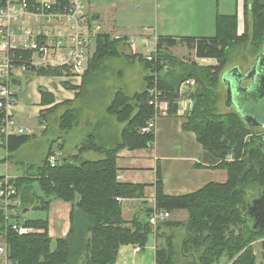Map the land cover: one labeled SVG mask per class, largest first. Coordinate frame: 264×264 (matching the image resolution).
<instances>
[{"label":"trees","instance_id":"16d2710c","mask_svg":"<svg viewBox=\"0 0 264 264\" xmlns=\"http://www.w3.org/2000/svg\"><path fill=\"white\" fill-rule=\"evenodd\" d=\"M5 2L0 0V7ZM27 2L28 11L33 12L36 1ZM68 5L69 0H55L52 7L62 10ZM243 14L245 28L240 35L237 33V14L234 13L216 15L214 36H158L153 51L157 60L155 65L140 54L119 52V39H111L104 33L95 36V51L75 98L79 97L87 75L108 57L139 61L144 69V87L131 95L116 90L106 105L105 114L124 125L119 140L113 146H100L89 138L75 155L61 158L51 166L47 158L53 151L52 142L41 164L29 165L35 169L34 173L13 178L21 202L17 216L36 209L47 212L50 201L55 198L69 201L71 210L67 234L54 240L48 234L47 217L25 219L24 224L35 227L37 231L20 235L5 231L0 214V234L5 235L11 264H112L121 245L143 249L151 233L163 240L156 246L154 264H254L257 260L258 264H264V252L257 258L252 247L256 240L264 237V230L251 231L246 221L249 198L264 187V130L259 132L251 128L234 110L224 113L218 110V86L230 63L233 48L247 44L255 55L264 44V0H246ZM178 43L193 49L197 57L215 58L217 64L204 66L194 61L184 62L169 50ZM14 53L25 59L32 55L31 50L23 49H16ZM32 75H62V68L31 67L23 76L26 79ZM189 78L196 82L189 95L193 106L181 127L195 133L203 150L212 156L213 166L227 170V179L223 183L209 182L188 194L167 195L162 189V173L158 164L153 183L154 208L146 210L145 219L135 217L127 222L122 216L121 201L116 198H141L144 184L117 180L116 153L125 147L151 146L154 132L140 131L154 114L153 106L148 103L149 88L155 84L162 98L168 101V113L174 114L176 100L180 97L179 86ZM17 79L12 78L13 85H21ZM64 85L73 88L66 83ZM39 92L42 104L53 101L43 88H39ZM72 101L64 100L41 110L39 120L47 118L60 106L71 105ZM57 124L60 132L70 131L76 124L75 109H65ZM30 137L26 134L9 135L5 147L9 152L14 151ZM87 151H94L100 157L82 159V154ZM194 166L202 165L195 163ZM181 209L188 213L186 221L165 219L154 226L149 222L153 211L170 213ZM178 227L185 230V237L179 251H176L174 236L166 231ZM180 258H186L185 263L178 262Z\"/></svg>","mask_w":264,"mask_h":264},{"label":"crops","instance_id":"0c3cea01","mask_svg":"<svg viewBox=\"0 0 264 264\" xmlns=\"http://www.w3.org/2000/svg\"><path fill=\"white\" fill-rule=\"evenodd\" d=\"M35 1L54 2L55 0ZM81 1L85 5L86 12L90 16H93V21L100 26L101 33L109 35L111 39L120 40L119 44L117 45V49L123 54L137 53L144 56L145 54L154 51L156 38L158 36H214L216 30L215 18L217 14L230 15L236 12L238 35L242 34L245 28L243 4L246 2V0ZM33 27H38L40 31H44V28H51L52 25L45 21L43 15H39L36 20L33 17V12H29V15H27L21 21V23L17 26V30H15V49L23 48L24 41L22 35L24 30H22V28L33 29ZM141 29L142 32L139 33L138 31ZM30 31L33 32V30ZM132 34H137L136 36L139 38L134 37ZM131 37L135 39L134 47L130 42ZM151 37L153 38L154 42L153 48L149 49V43L146 40ZM138 39L143 43V45H145V52L137 49ZM95 47V38L92 37L89 47V49L92 51L91 53L95 51ZM169 50L175 56L179 55L180 57H177L184 62L194 61L198 65L204 66L217 64L215 58L197 57L195 55V51L188 48L184 43H178L175 46L170 47ZM259 52L260 50L253 56L252 61L245 68H242L243 65L240 63L235 62L230 63L224 72L227 70L231 71L232 68H236L239 69L241 73H244L245 70L249 68V65L253 63ZM182 55H187L190 60L182 58ZM128 61L133 62V64L137 62L141 65V63L136 59L133 61ZM103 62H105V60H103ZM100 65L101 64H99L97 69H99ZM143 73L144 69L142 68L139 71V77L142 81L140 90H142L144 87V82L142 79ZM119 75L123 76V72ZM19 76L20 75H17V78H19L17 80H19L21 85L19 84L17 86L12 84L13 90L16 94V100L15 103L9 108V113L15 118L19 125L25 128L24 134L31 136L28 141L33 139V142H37L43 139L44 136L49 133V122L52 120L55 121L54 119L58 120L60 114L64 112L65 109L70 108L73 102H75V94L78 91V86L80 85L82 78H69L62 75H32L25 79L24 76ZM106 77L107 76L105 74V78ZM222 77L221 82L224 84L225 96L224 98L219 99L220 102L218 107L223 104L225 108H231L240 115H244L241 110L228 103V94H226L227 79L222 80ZM226 77L229 78V76ZM243 77L250 80V83L253 82V80L248 78V76ZM65 83L73 86V88L65 87ZM244 83L246 82L242 83V87L246 86L243 85ZM247 86H249V84ZM39 88L46 90L48 93L47 97H52L53 101L42 104ZM64 100L73 101L71 105L60 106L56 112L51 114V121H49V115L47 118L41 119V121L43 120V123L39 120V113L41 110H45L46 108L54 104L61 103ZM192 106V98H190L186 93H181L176 102V112L174 114L168 113L167 115L160 116L156 119V124L153 131L154 140L151 146L136 149H128L125 147L117 151V180L124 183L144 184L143 197L121 198L122 216L127 222L135 217L139 219H145L146 210L148 208H154L155 188L153 183L155 181V171L158 164L160 165L162 173V189L167 195L188 194L202 188L209 182L223 183L226 181L227 170L224 168L214 167V160L212 156L203 150L202 145L196 139L195 133L192 131L183 130L181 127L184 118L190 113ZM108 117L109 116L106 114L103 115V113H101L95 117H92L90 120L91 125L96 127L94 132L95 135L93 134V137L97 140L98 145L104 147H111L119 140L121 130L124 126L121 123L118 124L120 126H116L114 123L118 122L112 117ZM251 126L264 129V122L261 124L254 123ZM73 130H78V123L75 124V126L70 131ZM57 134L58 136L56 139L51 140L45 147L43 151V158L48 146L52 142V148L56 147L58 143L62 144V146L64 144V149L72 148V145H74L68 142V140L64 139L65 134H60V136L59 132H57ZM89 136L92 138V134ZM117 138L118 140L115 141ZM5 141L6 137L1 136L0 134V143L4 147ZM20 147L21 145L15 150L20 149ZM78 148L76 150L71 149L69 157H71V155H75ZM5 158H11V155L7 154ZM195 163H200L202 166L195 167ZM6 174L7 175L0 174V177L10 176L14 178L22 176L16 173ZM70 210L71 203L69 201L63 200L61 198H55L50 201L48 211H43L41 216H38V218L47 217L48 234L52 240L62 238L67 234L70 225ZM185 211L186 210L182 209L174 210L172 212H175L176 218L170 219L169 216L172 213L170 212L166 220L186 221L188 218V213ZM21 215L23 219L37 218H26L24 214ZM174 229L179 231L181 236L184 235V230L182 227ZM162 241L163 240L161 238L157 239L154 233H151L148 236L147 243L143 249L133 245H121L118 249L117 258L112 264H154L156 246ZM252 247L257 258H260L261 253L264 252V237L256 240Z\"/></svg>","mask_w":264,"mask_h":264},{"label":"built area","instance_id":"2783aa9c","mask_svg":"<svg viewBox=\"0 0 264 264\" xmlns=\"http://www.w3.org/2000/svg\"><path fill=\"white\" fill-rule=\"evenodd\" d=\"M36 4L33 10L34 19L37 20L39 15H43L45 21L52 27H46L44 31H40L38 27L22 28L24 45L21 49L32 51L33 55L30 59L14 53L16 50L15 30L30 12L27 0H6L5 4L0 7V134L4 137L25 133V128L19 125L9 113V108L16 100L12 78L25 75L31 67H59L62 68V76L82 78L93 54L89 52L90 40L101 33L100 26L93 19L91 20L92 16L86 12L81 0H69L68 7L62 10H54L52 7L54 2L36 1ZM130 42L134 47L133 37L130 38ZM144 58L153 65L157 62L153 51L145 54ZM195 86L194 79H186L180 84L179 92L189 96ZM149 95L148 103L153 106L154 114L140 128L142 133L153 132L156 119L168 114V101L162 98L161 91L155 84L149 88ZM41 122L43 123V120ZM56 156L54 152L48 156L47 161L51 166L56 164L58 160ZM230 158L231 155L228 159ZM116 199L121 201L120 197ZM20 205L14 179L10 176L0 177V214L5 231H13L20 235L37 231L35 227L24 224L25 219L21 214L17 216ZM168 216V211H153L149 216V222L154 226L158 221L167 219ZM8 252L5 235L0 234V264H11ZM254 264H258V260Z\"/></svg>","mask_w":264,"mask_h":264},{"label":"rangeland","instance_id":"374dc122","mask_svg":"<svg viewBox=\"0 0 264 264\" xmlns=\"http://www.w3.org/2000/svg\"><path fill=\"white\" fill-rule=\"evenodd\" d=\"M247 1H251V0H247ZM138 32L141 33L142 29L139 30ZM132 35L134 37L139 38L138 36H136L137 34L135 35L132 34ZM146 41L149 43L148 48L152 49L154 42L153 38L152 37L148 38ZM145 48H146L145 45H143V43L140 42L138 39L137 49L145 52ZM89 50H90L89 52L91 53L92 52L91 49ZM253 56L254 53L251 51L250 45L240 44L233 48L230 55V63L237 62L243 65L242 68H245L252 61ZM182 58L190 60V58L187 55H182ZM100 64L101 65L99 69L96 68L87 75L85 79V83L81 88V93L79 97L78 98L76 97L77 99L75 98V102H73V104L70 106L71 108L74 107L75 109V119H76V124L78 123V130L69 131L68 133L60 132L57 124L58 120L54 119L55 121H53L50 117L51 115L50 114L48 116L49 121L51 120L52 121L49 122V133H47L43 139L37 142H33V139L31 141L25 142L21 145L20 149L15 150L14 152H8L6 147H4L0 143V160L5 158L7 154L11 155V158L6 159L5 161H0L1 175L2 174L7 175L6 173L9 174L16 173L19 175L34 173L35 169L29 168V165L35 164V166H37L41 164V160L44 154L43 151L51 140L56 139V137L58 136L57 132H59V136L60 134L61 135L65 134L64 139L74 144L72 145V148H66V149L63 148L64 144L62 146V144L59 143L56 147H53L52 152L57 154L56 157L58 160H60L61 158H70L69 156L71 149L76 150L79 145L81 146L85 144L87 140L91 138L89 137L90 134H92V138L95 140V142L98 143L97 140L93 137V134L95 135L94 132L96 127L94 125H91L90 120L92 119V117H95L101 113H103V115L105 114L104 107L110 102L111 96L113 92H115L116 90H123L127 94H133L134 92L139 91L141 89V84H142L141 78L139 77V71L140 69L143 68V66L141 67L142 64L140 65L137 62L133 64V62H129L127 59L125 60V58L122 57H117V58L108 57L105 60V62L102 61L100 62ZM122 72H123V76H120L119 74ZM105 74L107 76L106 78H105ZM218 93H219V99L224 98L225 96L224 84L222 82H220L218 86ZM219 102L220 100L218 101V104ZM218 110L221 113H224L231 111L233 109L225 108V106L222 104L218 107ZM108 118H110V116ZM261 119H264V117ZM114 124H116V126H120L118 125L119 123L115 122ZM251 128H254L259 132L264 130L253 126H251ZM117 140L118 138L115 141ZM99 157L100 155L94 151H87L82 154V159H97ZM42 213L43 211L39 209L23 212L26 218H34V217L38 218V216H41ZM169 217L170 219H175L176 218L175 212H172ZM166 232L173 234L174 236L173 242H174L175 250L179 251L182 240L185 237V230H184V235L182 236L180 235V232L176 231L175 229ZM185 261L186 258H180L178 260V262L181 263H185ZM221 261H223V259Z\"/></svg>","mask_w":264,"mask_h":264},{"label":"flooded vegetation","instance_id":"af4514ba","mask_svg":"<svg viewBox=\"0 0 264 264\" xmlns=\"http://www.w3.org/2000/svg\"><path fill=\"white\" fill-rule=\"evenodd\" d=\"M263 67L264 64L261 60L259 58H255L253 63L249 65V68H247L244 73H241L239 69L232 68L228 74L229 78L226 80V92L228 84H230L232 89H230L227 95L228 103L244 113L250 126L254 123L261 124L264 122V119H261L264 117V72H262V75L259 74L262 69L264 70ZM242 75L251 78L253 83L251 84L250 80L246 79ZM260 76H262V78H259ZM243 82H246L243 84L246 85L244 87L241 86ZM248 84L251 88H249V90H245L244 88H248ZM254 84L256 85L255 89ZM236 88L238 89L237 93L234 92V89Z\"/></svg>","mask_w":264,"mask_h":264},{"label":"water","instance_id":"95a60500","mask_svg":"<svg viewBox=\"0 0 264 264\" xmlns=\"http://www.w3.org/2000/svg\"><path fill=\"white\" fill-rule=\"evenodd\" d=\"M256 58H259L261 62L264 64V45ZM228 72H229L228 70L224 72L222 80H226V79L228 80V77H226L228 76ZM262 72H264L263 69L259 74L262 75ZM259 78H262V76H260ZM256 85L254 86V89L256 88ZM249 88L251 87L248 86V88H244V89L249 90ZM230 89H231L230 84H228L227 94L229 93ZM234 92L237 93L238 89L237 88L234 89ZM241 117L247 121L245 115L241 114ZM246 221H247V226L251 231L259 232L261 230H264V187L256 191L249 198L246 204Z\"/></svg>","mask_w":264,"mask_h":264}]
</instances>
